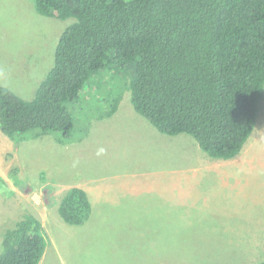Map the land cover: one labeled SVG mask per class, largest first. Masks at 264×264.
<instances>
[{"label":"rangeland","instance_id":"374dc122","mask_svg":"<svg viewBox=\"0 0 264 264\" xmlns=\"http://www.w3.org/2000/svg\"><path fill=\"white\" fill-rule=\"evenodd\" d=\"M74 22L39 15L34 0H0V84L32 100ZM134 71V65L113 64L91 78L72 110V139H36L32 132L20 141L7 137L8 151L0 154V248L5 232L32 214L48 240L41 264H260L264 94L243 151L231 160L214 159L187 134L160 133L136 112L129 92L108 115L113 92ZM91 181L135 191V209L118 206L85 226L66 224L62 197Z\"/></svg>","mask_w":264,"mask_h":264},{"label":"trees","instance_id":"16d2710c","mask_svg":"<svg viewBox=\"0 0 264 264\" xmlns=\"http://www.w3.org/2000/svg\"><path fill=\"white\" fill-rule=\"evenodd\" d=\"M34 2L43 17L75 22L61 35L54 67L32 100L0 84L6 137L20 141L32 132L36 139H72V110L86 84L113 64H128L134 76L122 85L116 80L108 115L129 92L136 112L160 133L187 134L214 159L231 160L243 151L264 94V0ZM59 214L68 225H86L92 215L87 193L70 188ZM47 245L43 223L25 214L4 234L0 264H41Z\"/></svg>","mask_w":264,"mask_h":264},{"label":"crops","instance_id":"0c3cea01","mask_svg":"<svg viewBox=\"0 0 264 264\" xmlns=\"http://www.w3.org/2000/svg\"><path fill=\"white\" fill-rule=\"evenodd\" d=\"M6 138L4 137L0 129V154L1 153L6 154L9 148L8 146H10L9 145L10 140ZM9 171H10V167L6 169V172ZM0 172H2L1 166H0ZM77 187L82 188L87 193L92 205V215L88 222L92 221L93 218L96 217V215H97V219L102 220L103 216L107 211L111 210V208H117L118 206H123V210L125 211L130 210L131 207H134L133 209H135L137 202L136 197L138 195L135 191L120 192V191H114L111 188H101L99 186H95V183L93 181L89 182V184H84L82 186H77ZM122 195L129 196L130 199L126 200L125 197Z\"/></svg>","mask_w":264,"mask_h":264}]
</instances>
